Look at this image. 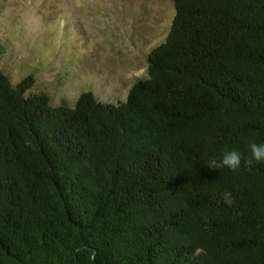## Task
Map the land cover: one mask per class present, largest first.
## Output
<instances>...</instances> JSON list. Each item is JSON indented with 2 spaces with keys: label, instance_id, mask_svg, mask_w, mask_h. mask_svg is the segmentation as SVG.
<instances>
[{
  "label": "trees",
  "instance_id": "trees-1",
  "mask_svg": "<svg viewBox=\"0 0 264 264\" xmlns=\"http://www.w3.org/2000/svg\"><path fill=\"white\" fill-rule=\"evenodd\" d=\"M170 1L125 102L0 69V264H264V163L207 167L264 144V0Z\"/></svg>",
  "mask_w": 264,
  "mask_h": 264
},
{
  "label": "rangeland",
  "instance_id": "rangeland-1",
  "mask_svg": "<svg viewBox=\"0 0 264 264\" xmlns=\"http://www.w3.org/2000/svg\"><path fill=\"white\" fill-rule=\"evenodd\" d=\"M175 14L170 0H0V69L14 85L33 76L30 94L55 107L125 102Z\"/></svg>",
  "mask_w": 264,
  "mask_h": 264
},
{
  "label": "clouds",
  "instance_id": "clouds-1",
  "mask_svg": "<svg viewBox=\"0 0 264 264\" xmlns=\"http://www.w3.org/2000/svg\"><path fill=\"white\" fill-rule=\"evenodd\" d=\"M249 148L251 152L250 158L244 159L241 153L236 150H225L220 158L209 160L207 167L212 170L227 168L235 172L241 168L242 160L247 166H251L254 162L256 164L264 163V144L252 142ZM222 199L228 206L234 203L233 194L230 191H225Z\"/></svg>",
  "mask_w": 264,
  "mask_h": 264
}]
</instances>
